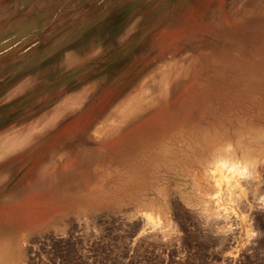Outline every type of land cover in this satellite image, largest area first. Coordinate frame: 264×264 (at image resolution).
Returning a JSON list of instances; mask_svg holds the SVG:
<instances>
[{
  "label": "rangeland",
  "instance_id": "rangeland-1",
  "mask_svg": "<svg viewBox=\"0 0 264 264\" xmlns=\"http://www.w3.org/2000/svg\"><path fill=\"white\" fill-rule=\"evenodd\" d=\"M18 84L12 113L72 95L119 121L112 165L159 163L112 173L109 206L24 264H264V0H0V91Z\"/></svg>",
  "mask_w": 264,
  "mask_h": 264
},
{
  "label": "crops",
  "instance_id": "crops-1",
  "mask_svg": "<svg viewBox=\"0 0 264 264\" xmlns=\"http://www.w3.org/2000/svg\"><path fill=\"white\" fill-rule=\"evenodd\" d=\"M22 87L0 91V264H24L31 237L107 208L110 200L102 188L112 173H137L144 160L154 172L159 165L152 153L142 163L139 156L131 165H112L108 132L119 121L73 116L79 102L72 95L12 113L7 105ZM180 151L175 160L187 169L188 152ZM162 156L164 166H173L172 153Z\"/></svg>",
  "mask_w": 264,
  "mask_h": 264
},
{
  "label": "bare ground",
  "instance_id": "bare-ground-1",
  "mask_svg": "<svg viewBox=\"0 0 264 264\" xmlns=\"http://www.w3.org/2000/svg\"><path fill=\"white\" fill-rule=\"evenodd\" d=\"M228 148V147H227ZM226 153L225 154H227V155H234V156H236V152H235V150L234 151H232V152H227V151H225ZM261 155H262V157H263V160H261V161H263V163H262V166H264V131H263V135H262V150H261ZM226 160H224V159H220L219 157L217 158V159H215L214 161H213V163H212V166H210V168H209V171H212V172H214L213 171V169H216L217 167L218 168H221V167H226V165H227V167H233L234 165H233V163H231V161H229V160H227V158H225ZM262 159V158H261ZM229 161V162H228ZM228 163V164H227ZM253 164H256V163H253ZM223 171V170H222ZM252 175H253V173H252ZM214 178V177H213ZM236 181V180H235ZM253 185H254V183H253ZM254 187H256V186H254ZM254 190V189H253ZM253 192H255V191H253ZM252 192V193H253ZM228 193L230 194V192L228 191ZM263 194V193H262ZM256 197H257V195H256ZM255 199V198H254ZM263 203V202H262Z\"/></svg>",
  "mask_w": 264,
  "mask_h": 264
}]
</instances>
